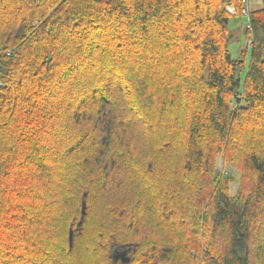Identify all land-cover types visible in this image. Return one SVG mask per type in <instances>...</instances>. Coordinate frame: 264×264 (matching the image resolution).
Wrapping results in <instances>:
<instances>
[{
  "label": "trees",
  "instance_id": "16d2710c",
  "mask_svg": "<svg viewBox=\"0 0 264 264\" xmlns=\"http://www.w3.org/2000/svg\"><path fill=\"white\" fill-rule=\"evenodd\" d=\"M244 10L0 0V264H264V0L233 59Z\"/></svg>",
  "mask_w": 264,
  "mask_h": 264
},
{
  "label": "rangeland",
  "instance_id": "374dc122",
  "mask_svg": "<svg viewBox=\"0 0 264 264\" xmlns=\"http://www.w3.org/2000/svg\"><path fill=\"white\" fill-rule=\"evenodd\" d=\"M262 7V0H249L248 9L250 11L258 10ZM247 23V17L233 16L230 20V30L234 34V40L230 43L229 49L233 59L241 57L242 49L245 48L246 41L244 39L243 30ZM248 60V59H247ZM227 171V170H226ZM228 172L237 177L238 173L234 167L228 168ZM235 185V184H234Z\"/></svg>",
  "mask_w": 264,
  "mask_h": 264
},
{
  "label": "water",
  "instance_id": "95a60500",
  "mask_svg": "<svg viewBox=\"0 0 264 264\" xmlns=\"http://www.w3.org/2000/svg\"><path fill=\"white\" fill-rule=\"evenodd\" d=\"M85 198H86V194H84V196H83L82 217H81V221L78 224L79 228L82 226L83 220H84V218L86 216L87 204H86ZM73 240H74V232L71 229L70 230V235H69L70 248H72V246H73ZM118 260H121V262L123 264L129 263L130 262V257L128 256V251H126V250L116 251V253L114 255V261H118Z\"/></svg>",
  "mask_w": 264,
  "mask_h": 264
},
{
  "label": "built area",
  "instance_id": "2783aa9c",
  "mask_svg": "<svg viewBox=\"0 0 264 264\" xmlns=\"http://www.w3.org/2000/svg\"><path fill=\"white\" fill-rule=\"evenodd\" d=\"M248 2L249 0H243V3L245 4V10L243 11V16L247 17L249 16V9H248ZM229 11L232 13V14H235V10L233 8L229 9ZM252 42L249 41V45L251 44Z\"/></svg>",
  "mask_w": 264,
  "mask_h": 264
}]
</instances>
